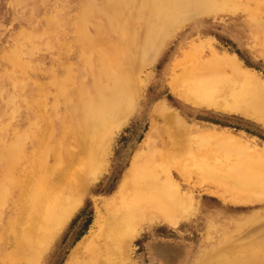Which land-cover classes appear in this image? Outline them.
Wrapping results in <instances>:
<instances>
[{
    "label": "bare ground",
    "instance_id": "1",
    "mask_svg": "<svg viewBox=\"0 0 264 264\" xmlns=\"http://www.w3.org/2000/svg\"><path fill=\"white\" fill-rule=\"evenodd\" d=\"M252 2H256L255 13L250 12ZM245 11L252 23L264 29V19L255 17L264 11V0L80 3L73 42L78 57L88 64L78 63L83 66L79 71L65 64L47 79L67 109L55 145L41 138L34 122L27 129H15L13 137L2 130L0 211L4 214L11 201L14 212L0 221V264H44L88 186L105 171L114 135L140 101L144 70L154 64L176 31L204 15ZM133 22L139 24L132 26ZM205 46H197L195 54L203 53ZM111 56L108 69L99 66L92 76L80 71L93 70L94 59L102 65ZM169 84L187 102L241 113L264 125V78L233 53L214 52L206 60L193 56L181 64L180 74L170 77ZM69 113L74 116L72 122H68ZM154 118L147 142L141 143L116 191L98 201L94 225L78 241L68 264H137L132 256L134 242L144 226L163 222L177 227L195 214L196 197L190 188L185 189L186 182L205 185L226 202H264V148H251L226 130L200 133L174 112H160ZM50 125L54 133L52 121ZM158 126L168 137L170 149L156 156L149 143L155 142ZM17 163L23 169L20 176ZM232 223L238 226L220 232L224 236L208 244L189 264H264V212ZM170 250L157 254L177 264L179 257Z\"/></svg>",
    "mask_w": 264,
    "mask_h": 264
},
{
    "label": "rangeland",
    "instance_id": "2",
    "mask_svg": "<svg viewBox=\"0 0 264 264\" xmlns=\"http://www.w3.org/2000/svg\"><path fill=\"white\" fill-rule=\"evenodd\" d=\"M84 1L87 0H0V137L5 136L3 129L13 137L17 133L15 129H27L34 122L41 138L51 139L48 145H55L67 109L64 98L57 95L47 79L55 71L64 69L65 64L77 71L83 67L78 63L88 64L78 57L73 42L75 17ZM249 7L250 12L255 13L256 2ZM255 17L264 19V11L257 12ZM96 21L98 19L94 18ZM137 24L133 22L132 26ZM256 24L246 11L219 13L198 17L176 31L154 64L144 70L146 83L140 101L114 135L105 171L88 186L82 203L60 231L44 264H68L74 247L94 225L98 201L116 191L141 143L147 142L157 113L174 112L182 123L194 125L200 133L226 130L251 148H264L262 123L241 113L194 105L175 94L169 84L170 77L180 74L181 64L189 62L193 56L197 60L209 59L214 52L233 53L264 78V29ZM202 43L206 45L204 52L195 54ZM112 60L111 56L98 65L94 59L90 63L95 66L93 70L80 71L92 76L99 66L108 69ZM91 82L88 78L87 85ZM68 116V122L74 121L72 114ZM50 121L54 133L50 132ZM156 133L155 142L149 144L150 151L158 156L169 152L170 145L162 128L158 126ZM15 168L17 175L23 174L18 163ZM176 178L184 184L178 175ZM185 184V189L190 188L195 194V214L177 227L163 222L144 226L134 242L132 256L137 264H175L157 254L168 247L179 257L177 264H189L208 244L224 236L221 233L237 227L238 224L232 223L234 220L264 212V202L230 203L212 194L205 185L194 181ZM5 206V213L0 211L3 222L14 212L11 201ZM211 220L217 227L209 225Z\"/></svg>",
    "mask_w": 264,
    "mask_h": 264
}]
</instances>
